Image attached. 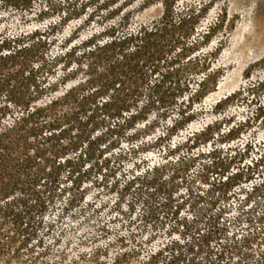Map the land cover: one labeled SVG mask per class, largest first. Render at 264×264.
I'll use <instances>...</instances> for the list:
<instances>
[{"label":"trees","instance_id":"trees-1","mask_svg":"<svg viewBox=\"0 0 264 264\" xmlns=\"http://www.w3.org/2000/svg\"><path fill=\"white\" fill-rule=\"evenodd\" d=\"M142 1L160 3L161 15L130 28L133 0H0V264H55L44 238L61 241L69 229L63 219L93 216L90 185L117 196L118 214L139 205L140 231L170 223L178 235L140 260L139 247L125 248L118 237L110 261L103 262L107 247L94 246L80 252L85 264L130 256L134 264H264V153L245 170H230L210 148L218 136L238 137L251 118L215 121L173 143L215 83L210 63L196 58L209 32L193 38L200 9L178 16L177 0ZM16 16L40 25L15 32L3 22ZM262 89L264 80L250 83L218 105L258 101ZM256 110L255 123L264 122V100ZM161 122L162 135L141 139ZM125 145L140 152L155 145L169 158L139 165L120 183ZM196 156L213 160L190 183L184 160Z\"/></svg>","mask_w":264,"mask_h":264},{"label":"rangeland","instance_id":"rangeland-1","mask_svg":"<svg viewBox=\"0 0 264 264\" xmlns=\"http://www.w3.org/2000/svg\"><path fill=\"white\" fill-rule=\"evenodd\" d=\"M133 3L134 11L130 28L137 23L150 22L161 15L162 7L158 2L148 6H144L141 0H133ZM192 9H200L195 24L197 33L193 38L198 37V33L209 32V39L200 44L201 49L196 58L210 63L209 69L215 72L210 81L211 83L215 81V83L213 88L194 104V115L191 122L176 133L172 141L173 143L181 142L189 136L188 134L195 136L197 132L207 125H212L215 121H244L250 117L248 125L238 137L228 142L227 137L218 136L210 145V148L216 147L215 154L221 158L219 161L229 164L230 170H235L237 167H243L245 170L259 158L260 154L264 153V122L260 123V119H256L255 123L256 107L258 102L264 100V89L256 96L258 101H247V104L239 101L232 102L224 110H221V105L218 103L235 91L245 92L250 83L264 80V0H177L176 10L182 11L178 16L184 14V11ZM19 18V16L6 18L3 23H8V28L15 29V32L22 33H29L40 25L38 21L22 22L17 20ZM73 24L75 22L70 23L68 30ZM1 27L3 26L1 25ZM162 131H164L163 122L158 125L157 129L147 132L148 136L141 133V139L149 144L157 135H162ZM123 150L117 176L120 183L130 178L133 172L138 173L139 165L143 163L161 164L169 158L155 145L145 150L147 152H140L139 148L132 149L129 145L123 146ZM212 160V157L200 158V156L185 159L184 163L188 165V181L192 183V180L198 179L197 175L202 169L201 165H209ZM261 178L264 177L261 176ZM183 185L179 189L185 192ZM88 192L87 203H90L96 211L88 220L89 222L63 219L59 225H66L67 229L69 228L59 237L63 240L55 242L53 234L46 235L44 238V241L53 249L52 255L50 254L47 259L55 261V264H85L79 259L80 252L85 250L86 254H90L94 246L108 248V253L103 259V262H108L119 249L116 243L118 237L124 239L127 245L125 248L139 247L140 260L155 244H160L170 236L177 237L178 235L175 232L176 227L173 231L170 223L165 228H147L145 232H142L137 227L139 225L137 221L139 205L131 214L127 211L118 214L115 211L117 207L113 208V203H116L118 198L114 193H110L108 188L101 189L90 185ZM128 201L129 197H126L122 200V204L125 205ZM129 216L133 220H129ZM70 225L79 228L77 230L79 232L75 234L68 232L71 228ZM105 225L109 226L108 232L104 236H98L99 229ZM149 237H153V239L146 242ZM258 248L256 247L257 251ZM61 249L65 250L64 256L59 253ZM135 261L136 258L130 256L128 262L123 264H134Z\"/></svg>","mask_w":264,"mask_h":264}]
</instances>
